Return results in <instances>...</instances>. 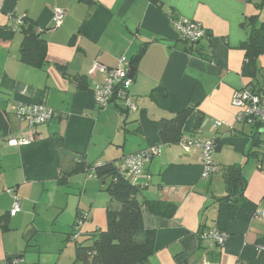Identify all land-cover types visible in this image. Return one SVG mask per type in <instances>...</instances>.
Masks as SVG:
<instances>
[{
  "label": "crops",
  "instance_id": "1",
  "mask_svg": "<svg viewBox=\"0 0 264 264\" xmlns=\"http://www.w3.org/2000/svg\"><path fill=\"white\" fill-rule=\"evenodd\" d=\"M158 1L162 8L151 0H0V28L14 26L11 17L29 18L48 42V62L36 69L19 60L21 33L10 38L0 35V110L7 114L10 127L9 132H0V182L13 188L22 210V202L42 190L50 193L66 187L58 179L76 164L114 162L124 173V157L159 148L161 154L146 166L142 181L148 185L139 200L170 202L177 211L170 219L144 209V227L156 231V242L154 255L140 264H264V170L257 168L263 148L253 145L251 135L257 132L237 121L240 109L232 104L236 90L248 86L264 90V54L260 64L258 59L261 71L252 80L243 75L246 53L242 48L251 31L243 23L254 16L264 22V0ZM56 9H64L67 15L53 30ZM181 17L202 23L207 37L196 44L182 40L173 25ZM123 55L135 73L130 93L137 109L131 112L117 102L99 107L94 90L106 74H89L94 61L114 68ZM57 65L66 67L67 75ZM75 76L85 77L86 90H78ZM157 87L166 90L168 97L154 93ZM20 103L44 105L53 116L45 125L28 128L16 116ZM188 106H195L196 113L187 120L183 139L218 138L223 143L213 155L217 172L208 178L202 177L200 149H186L182 141L176 145L161 141V119ZM198 116L203 123L196 129ZM214 121L227 125L217 129ZM30 136H35L30 144H9L11 139ZM55 136L63 138L60 149L52 142ZM250 150L257 156L248 158ZM232 164L242 167L248 186L240 216L228 222L227 240L220 246L203 236L218 229L217 199L227 193L221 170ZM99 183V187L94 182L86 185L105 191V182ZM103 196L106 209H120V204ZM12 201L14 197L10 208ZM5 207L0 202V218L10 213ZM81 211L77 209V219L81 215L85 220L88 215ZM104 225L92 226L85 237L106 227V210ZM9 231L0 228V264H10L26 252L17 237L14 242L7 240Z\"/></svg>",
  "mask_w": 264,
  "mask_h": 264
},
{
  "label": "trees",
  "instance_id": "2",
  "mask_svg": "<svg viewBox=\"0 0 264 264\" xmlns=\"http://www.w3.org/2000/svg\"><path fill=\"white\" fill-rule=\"evenodd\" d=\"M151 1L158 7H163V4L158 0ZM258 20L259 16H254L246 24L243 23L244 26L251 28L247 41L242 44V48L246 53L243 75L252 80L261 71L258 66V59L260 55L264 54V22L259 23ZM14 27L15 25L11 26L8 24L5 28H0V35L10 38L17 32L21 33L23 39L19 49V60L23 64L36 69H43L48 62V42L43 37L42 32L38 31L36 22L32 19L24 18L23 24L19 26L18 30H14ZM138 58L139 55L131 62H137ZM57 68L61 70L63 75H67L66 67L57 65ZM134 74L133 71V79ZM73 80L76 82L78 90L83 91L88 88L85 77L75 76ZM153 92L168 97V92L162 87H157ZM123 112L125 111L120 108V113L124 114ZM195 113L196 107L188 106L171 117L161 119L160 137L162 143L176 145L183 141L184 126L187 120ZM6 115L5 112L0 110V132L7 133L10 131ZM202 120L198 116L196 129L202 126ZM49 121L44 124H36L33 128L45 125ZM256 126L258 124L254 127ZM251 137L254 141L253 145L258 147L262 142L261 138L257 133H254ZM213 141L215 150H220L223 145L221 140L214 138ZM52 142L57 149L62 148L64 144L62 137H52ZM254 156H257V151L250 150V154L247 157ZM261 156V161H263V152ZM221 172L227 193L217 199L219 210L216 226L217 230L226 232L228 222L240 216L248 180L239 164L227 165L222 168ZM85 173L90 175V178L94 176L99 181L105 182L104 190L109 194L112 202L120 204V209L114 210L112 207H107V225L104 229L91 232L90 236L83 242H78L74 239L76 241L74 264H140L153 256L155 253L156 231L145 229L143 221L144 209L154 215L172 219L177 211L176 204L164 201L141 202L139 196L145 187L128 181L114 162L96 166L85 163L76 164L72 170L60 175L58 183L66 187L71 186L72 177ZM10 217L11 215L8 213L0 218V228L3 232L10 230ZM75 225H80V222L77 220ZM141 234L144 235V239L139 238ZM68 235V239H70L72 234ZM29 246L30 242H27L26 247ZM23 258L24 253H20L16 258V260H19L16 264H21ZM14 261V259L10 260L12 263Z\"/></svg>",
  "mask_w": 264,
  "mask_h": 264
},
{
  "label": "built area",
  "instance_id": "3",
  "mask_svg": "<svg viewBox=\"0 0 264 264\" xmlns=\"http://www.w3.org/2000/svg\"><path fill=\"white\" fill-rule=\"evenodd\" d=\"M66 15L67 13L64 9H56L53 17L55 29L63 24ZM11 20L15 23L14 30H18L19 26L22 25L24 21L22 16L16 18L11 17ZM173 25L180 38L191 44L199 43L203 38L207 37L208 34L202 23L190 18L181 17L177 20H173ZM96 72L106 74L104 81L97 85L94 90L95 100L99 107L104 108L111 102H117L126 110L137 109V104L130 93L133 85V78L130 75L131 68L126 56L123 55L119 57L118 63L114 68H109L98 60L94 61L89 70V74L92 75ZM232 104L240 109L237 115V121L239 123L243 122L252 126L257 124L258 126H264V90L258 92L251 87H244L236 90L233 95ZM16 116L22 122L26 123L29 128H33L36 124H44L49 121L53 116V111L41 104L20 103L17 106ZM225 125H227V123L224 121L213 122V126L217 129ZM34 140L35 136L11 139L9 144L11 146H22L30 144ZM182 144L186 149L191 147L200 149L204 167L202 177L208 178L217 172V167L213 160V154L216 151L213 140L203 138L189 139L182 141ZM160 154L161 150L159 148H149L124 157L125 172L123 174L126 179L134 184L146 187L148 183H143L142 181L146 166L154 157ZM148 181H150V179H148ZM9 192H11V190H9ZM11 194L14 197V202L10 215L14 217L21 211V203L15 192H11ZM203 237L204 239L217 242L220 246H224L227 240V234L217 229L204 233ZM75 238L77 237L75 236ZM13 263H18V260H15Z\"/></svg>",
  "mask_w": 264,
  "mask_h": 264
},
{
  "label": "rangeland",
  "instance_id": "4",
  "mask_svg": "<svg viewBox=\"0 0 264 264\" xmlns=\"http://www.w3.org/2000/svg\"><path fill=\"white\" fill-rule=\"evenodd\" d=\"M54 26L53 30H55ZM260 63L261 60L259 59ZM260 79H262V76H260ZM245 124L246 130H253V132L255 131L261 135L262 142L259 147L264 149V126L253 127L250 124ZM215 154L216 152L213 155ZM257 168L263 171L264 161L259 160ZM89 177L88 174L74 176L72 177L71 186L59 187L56 191L53 190L50 193L42 190L41 193L35 194L33 199H29V202H22V210L17 217L10 220L11 230L6 234V237L7 240L12 239V242L15 241L16 237L19 239L21 242L20 249L26 251L23 258L25 264H74L75 236L78 242H83L87 238L84 234L90 231L92 226H96L99 222L102 225L105 224L107 203L105 204L102 198L103 195L105 197H109V195L105 191H97L98 188H87L86 184L88 182H94L97 187L100 186L99 181ZM5 185L4 182H0V202L6 206L5 210H10L12 209L10 208L11 198H13L11 192L14 193V191L13 188H7L8 186ZM42 193L44 194L41 196ZM78 208L82 210L84 217L86 214L88 215L85 220L79 217L77 219ZM92 216H94L93 221ZM102 216L103 218H101ZM75 220L82 221V223L75 225ZM31 226L36 229V233L30 241V246L25 247L27 242L24 235ZM68 234H72L70 239H68ZM14 260L16 259L14 258Z\"/></svg>",
  "mask_w": 264,
  "mask_h": 264
},
{
  "label": "water",
  "instance_id": "5",
  "mask_svg": "<svg viewBox=\"0 0 264 264\" xmlns=\"http://www.w3.org/2000/svg\"><path fill=\"white\" fill-rule=\"evenodd\" d=\"M130 75L133 76V70H132V69H131V73H130ZM35 232H36V229H35L33 226H31V227L26 231V233H25V235H24V239L26 240V242H29V241L32 239V237H33V235H34Z\"/></svg>",
  "mask_w": 264,
  "mask_h": 264
}]
</instances>
